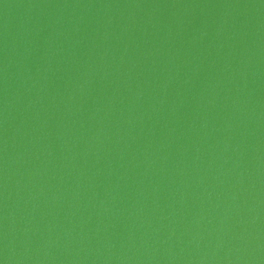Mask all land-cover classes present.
I'll return each mask as SVG.
<instances>
[{
  "label": "water",
  "instance_id": "1",
  "mask_svg": "<svg viewBox=\"0 0 264 264\" xmlns=\"http://www.w3.org/2000/svg\"><path fill=\"white\" fill-rule=\"evenodd\" d=\"M0 264H264V0H0Z\"/></svg>",
  "mask_w": 264,
  "mask_h": 264
}]
</instances>
